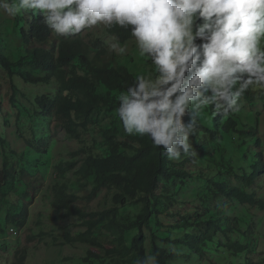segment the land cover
<instances>
[{
  "label": "trees",
  "instance_id": "trees-1",
  "mask_svg": "<svg viewBox=\"0 0 264 264\" xmlns=\"http://www.w3.org/2000/svg\"><path fill=\"white\" fill-rule=\"evenodd\" d=\"M41 20L39 12L31 13L28 28L23 25L20 29L19 58L13 59L0 52V66L6 70L12 82L11 105L20 111L21 116L27 115L28 122L37 126L46 124V119H52L57 130L64 131L70 139L79 143V149L71 153V160L57 164L54 168L58 177L66 178L69 173L76 172L85 182L93 184L92 191L82 197L69 192L71 187L68 184H59L54 188L53 205L57 211L64 212L62 219L74 218L77 226L85 229L73 236L67 235V243L100 248L104 256L89 252L86 261L96 259L102 264H107L108 259L118 263L120 258L128 255L133 256V264H150L145 230L151 234L155 264H178L191 260L193 255L207 259L211 253L221 250L228 251L234 257L249 252L248 245L218 240L220 233L229 234L239 230L238 220L205 218L199 208L197 214L189 211L193 204L191 201L181 199V192L188 188L191 180L201 179L204 184H208L210 191L227 200L264 208L263 201L255 194L247 193L239 186H231L227 181L212 179L211 172L201 168L209 163L212 165L203 148L197 150L195 156L182 153L177 159H169L162 147L154 145L147 134L125 135L116 119L110 126L99 127L98 138H85L93 130L99 113L116 114L118 117L117 97L132 85L137 75L126 66L116 63L106 49L91 48L77 34L54 36ZM109 30L120 43L135 39L130 30L118 25L110 26ZM27 67L30 71L26 70ZM40 71L44 74L37 75ZM16 78L29 85H49L54 82L58 86V93L53 98L42 95L36 99L37 121L32 120L31 113L16 98L17 94L25 96L14 82ZM241 98L250 103L264 100V90L250 88ZM232 111L221 116L215 114L212 105L206 106V113L213 118L214 129L197 120L198 132L191 137L194 150L195 144L199 142L205 141L214 146L221 142L231 143L233 139L238 141L240 149L249 142H255L254 148L262 147V140L256 131L240 128ZM191 118L188 112L184 120L187 123ZM26 139L38 155L48 153L51 139L46 130L38 139ZM0 144L4 152L0 169V195L5 197V192L15 186L25 170L19 173L18 165L8 151L3 131H0ZM254 154L257 160L253 165V173L237 175V179L246 187L254 186L264 175L263 152L257 150ZM40 160L38 157L36 167H40ZM37 172L40 173L39 170ZM32 185L38 183L33 182ZM103 191L113 193V206L101 211L89 210L88 205ZM166 201L173 202L169 206ZM128 205L140 206L139 213L122 216L120 210ZM28 208L24 205L20 214L9 215L8 219L20 229L24 228L28 220ZM166 217L169 223L164 221ZM106 245L110 247L106 248ZM170 246L186 248L189 254L171 250ZM28 250V244L18 247L11 264H27Z\"/></svg>",
  "mask_w": 264,
  "mask_h": 264
},
{
  "label": "rangeland",
  "instance_id": "rangeland-1",
  "mask_svg": "<svg viewBox=\"0 0 264 264\" xmlns=\"http://www.w3.org/2000/svg\"><path fill=\"white\" fill-rule=\"evenodd\" d=\"M31 13V11L21 12L14 17L0 14V52L10 55L13 59L19 58L20 29L23 25L28 28ZM109 28L110 26L99 24L82 30L77 35L91 48L106 49L116 63L126 66L136 75L155 74V68L149 59L139 55L135 39L120 43L110 33ZM54 36L58 35L54 34ZM109 37H114L119 42L118 48L113 50L105 46L104 40ZM120 48L124 50L120 51ZM26 70L30 71V68L27 67ZM43 74L41 71L37 73V75ZM14 82L18 85L21 93L25 95L17 94L16 98L20 105L31 113L33 121L38 120L35 114L36 99L42 95L53 98L58 93V86L54 82L49 85L37 86L26 84L19 78H16ZM11 85L12 82L8 78L6 70L0 66V104L3 108V112L0 113V131L5 133L8 151L14 157L13 161L18 165L19 173L23 169L25 170L15 186L5 192V197L0 195V264H11L18 247L27 244L29 246L27 264H102L96 259L86 261L89 252L104 256L105 253L100 248L80 243H67V235L73 236L85 229L77 226V220L74 218L62 219L64 212L57 211L53 205L56 185L68 184L71 187L69 192L80 197L86 196L92 191L93 184L85 182L76 172H71L66 178H62L56 176L54 169L57 164L71 160V153L79 149V143L70 139L64 131L57 130L56 123L51 121L52 119H46V124L40 126L28 122L27 115L21 116L20 111L11 105L10 100L13 95ZM189 113L192 115L191 110ZM232 113L236 115L240 128L256 131L258 138L262 140V147L258 149L255 146L254 148L255 142H249L246 147L240 149L238 141L234 139L231 143L221 142L220 145L215 144L214 146L205 141L199 142L195 144V151L203 148L212 163V165L209 163L208 166H201V168L205 172H211L212 179L227 181L231 186H239L245 192L255 194L264 203V175L252 187H246L243 182L237 179V175L253 173V165L257 160L255 151L260 150L264 155V100L258 99L250 103L246 99L240 98ZM115 119L118 120L122 132L128 135L116 114L106 115L101 112L96 117L93 130L85 138L87 140H91L93 136L98 138L99 127L110 126ZM197 120L214 129L213 118L206 113V106ZM45 130L50 134V147L48 153L38 155L28 145L26 138L38 139ZM38 157L41 159L40 167H36ZM3 162L4 152L0 144V169ZM38 170L40 173L37 172ZM33 182L38 185L33 186ZM207 185L201 179L191 180L188 188L181 192V199L191 201L193 204L189 211L197 214L196 211L199 208V212L205 218H215L218 221L228 218L238 220L240 229L235 233H220L218 240L224 243L229 240L240 242L243 245H248L250 250L241 257H234L226 250L211 253L207 259L197 258L193 255L191 260H184L178 264H244L247 262L249 264H264V208L243 205L237 200H227L224 196L210 191ZM112 199V192L103 191L88 205L89 210L109 209L113 206ZM172 202L166 201V205L171 206ZM24 205L29 207V215L26 226L20 229L8 219V216L20 214ZM139 211L140 206L128 205L122 208L120 213L122 216H135ZM164 221L170 222L167 217ZM13 229L17 234L12 232ZM145 235L150 264H155L152 256L151 234L145 230ZM130 239L127 240L128 245ZM109 247L106 245V248ZM169 248L182 254H189L186 248L174 246ZM132 260L133 256L128 255L120 258L118 263L108 259L107 264H133Z\"/></svg>",
  "mask_w": 264,
  "mask_h": 264
},
{
  "label": "clouds",
  "instance_id": "clouds-1",
  "mask_svg": "<svg viewBox=\"0 0 264 264\" xmlns=\"http://www.w3.org/2000/svg\"><path fill=\"white\" fill-rule=\"evenodd\" d=\"M28 11L59 36L130 30L155 74L137 75L116 112L128 135L147 134L169 159L197 154L191 137L205 106L224 116L250 88L264 90V0H0V14ZM104 44L119 47L114 37Z\"/></svg>",
  "mask_w": 264,
  "mask_h": 264
},
{
  "label": "built area",
  "instance_id": "built-area-1",
  "mask_svg": "<svg viewBox=\"0 0 264 264\" xmlns=\"http://www.w3.org/2000/svg\"><path fill=\"white\" fill-rule=\"evenodd\" d=\"M12 232H14V234H17L14 230H12Z\"/></svg>",
  "mask_w": 264,
  "mask_h": 264
}]
</instances>
